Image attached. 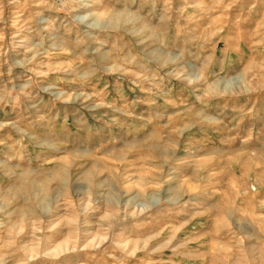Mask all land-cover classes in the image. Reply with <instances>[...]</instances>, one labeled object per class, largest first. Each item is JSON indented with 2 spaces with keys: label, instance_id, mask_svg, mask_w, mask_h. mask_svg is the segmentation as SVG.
I'll return each instance as SVG.
<instances>
[{
  "label": "rangeland",
  "instance_id": "obj_1",
  "mask_svg": "<svg viewBox=\"0 0 264 264\" xmlns=\"http://www.w3.org/2000/svg\"><path fill=\"white\" fill-rule=\"evenodd\" d=\"M0 264H264V0H0Z\"/></svg>",
  "mask_w": 264,
  "mask_h": 264
}]
</instances>
